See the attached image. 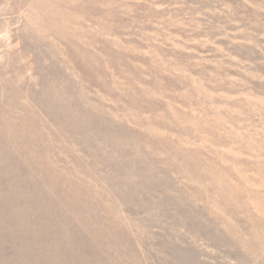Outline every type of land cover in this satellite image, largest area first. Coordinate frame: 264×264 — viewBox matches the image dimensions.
Wrapping results in <instances>:
<instances>
[{"label": "rangeland", "instance_id": "374dc122", "mask_svg": "<svg viewBox=\"0 0 264 264\" xmlns=\"http://www.w3.org/2000/svg\"><path fill=\"white\" fill-rule=\"evenodd\" d=\"M0 264H264V0H0Z\"/></svg>", "mask_w": 264, "mask_h": 264}]
</instances>
